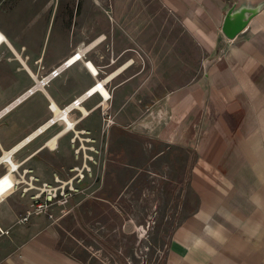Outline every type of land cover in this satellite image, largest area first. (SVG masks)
I'll list each match as a JSON object with an SVG mask.
<instances>
[{
    "label": "crops",
    "instance_id": "obj_1",
    "mask_svg": "<svg viewBox=\"0 0 264 264\" xmlns=\"http://www.w3.org/2000/svg\"><path fill=\"white\" fill-rule=\"evenodd\" d=\"M158 1L188 30L199 60L207 62L200 75L155 102L158 116L165 121L154 141L167 147L160 149L153 160H160L165 149L177 145L190 149L193 155L188 184L195 204L174 228L163 264H264V10L244 31L228 39L222 33L223 20L229 7L240 0ZM34 4L35 0H0V31L7 39V44L0 46V109L35 83L30 62L42 57L16 45L19 38L14 28L17 26L13 25L21 20L10 14L22 13ZM67 11L66 5L65 14ZM80 12L79 16L105 14L95 8L92 0H86ZM96 30L88 32L84 39L78 34L77 42L53 62L42 61L49 69L55 67L70 57L82 41L92 38ZM91 50H87V59L100 67L89 55ZM77 66L82 70L77 84L64 80V72L47 85L48 94L38 90L2 117L0 114V119L4 118L0 123V226L9 230L0 238V264H85L77 251L64 246L61 228L69 213L58 220L33 215L29 222L21 223L18 220L29 206V197L8 188L13 177L11 167L18 163L22 168H31L43 181H52L54 173L66 174L79 164L75 161L80 159L78 154L71 150L77 129H87L85 135L99 131L95 127L99 122L96 106L104 99L95 94L83 102L90 115L84 117L78 109L69 112L77 120L70 118L72 129L65 122V127L43 145L32 142L47 128L24 142L51 118L37 125L42 117L46 118V100L48 105L53 99L64 108L96 80L105 79L103 70L96 79L81 61L65 71ZM16 70L25 73L17 75ZM122 72L123 69L111 72V80ZM34 96L38 101L33 106L40 108L42 114L23 125L31 108L26 104ZM120 106H126L125 102L117 104ZM20 115L24 119L16 122ZM51 142L56 145L51 147Z\"/></svg>",
    "mask_w": 264,
    "mask_h": 264
},
{
    "label": "rangeland",
    "instance_id": "obj_2",
    "mask_svg": "<svg viewBox=\"0 0 264 264\" xmlns=\"http://www.w3.org/2000/svg\"><path fill=\"white\" fill-rule=\"evenodd\" d=\"M85 1L35 0L22 13H10L21 20L13 25L18 27H14L19 38L16 45L47 63L76 43L78 34L84 39L98 29L85 40L89 43L82 41L80 45L90 46L89 55L100 65L105 79L123 69L118 78L107 82L111 100L96 106L99 122L95 127L99 131L85 135L87 129L75 125L85 133H79L71 150L83 143L80 159L75 161L82 166L85 156H92L94 160L88 159V164L93 176L83 183L85 192L73 199V207L63 219L64 246L77 251L85 264H163L174 228L195 204L188 184L193 155L190 149L177 145L165 149L160 160H153L167 147L155 142L165 121L158 116L155 102L200 75L206 62L199 60L188 30L158 0H92L105 14L79 16ZM75 10L78 16H74ZM23 55L30 60L27 53ZM42 60L32 58L34 74L48 72ZM24 73L16 70L17 75ZM63 76L77 84L82 70L77 66ZM36 99L34 96L27 102L26 107L31 108L23 125L41 116L42 110L33 106ZM121 102L126 106L117 107ZM48 104L46 100V118L37 125L52 117ZM104 108L107 114H103ZM24 117L17 116L16 122ZM64 127L60 120L32 143L43 145ZM61 139L62 143L64 137Z\"/></svg>",
    "mask_w": 264,
    "mask_h": 264
},
{
    "label": "built area",
    "instance_id": "obj_3",
    "mask_svg": "<svg viewBox=\"0 0 264 264\" xmlns=\"http://www.w3.org/2000/svg\"><path fill=\"white\" fill-rule=\"evenodd\" d=\"M5 43L6 39H0V46ZM78 50L79 48H77V50L74 52V55H78ZM87 52V50H84L78 61L83 62L84 66H86L91 71L93 77L97 79V77H99L101 67L95 66L97 70H99L97 72L91 70L90 63H92V60L87 59ZM71 58L72 57L70 56L67 59L63 60L59 64L55 65V67L49 69L45 74H40V71L35 73L36 75H33L35 79L34 85H32V87L27 89V91L15 98L13 100V103H10L9 105L0 109V112L3 113L1 114V117L13 109L14 103H21L22 101L27 99L28 96L32 95L38 90H41L40 88H36L39 82H45L43 85H48L52 80L56 79V77L64 73L65 70L69 69L70 66L74 65L73 62L70 63ZM100 80L106 87L108 86L107 82H105L104 79ZM95 83V85H100V82L97 80ZM99 94H101V97L104 100H111V97L106 98L101 91H99ZM90 96L92 95L89 90H87L82 95V100L85 101L86 98ZM78 102V98H75L71 102V104H76ZM51 106L52 103H50L49 108H51ZM106 112L107 110H103V114H107ZM107 121L109 123H113V121L110 119ZM76 138L80 137H77L75 133L73 141H75ZM83 148L84 145L82 143L75 149L76 154H79ZM85 157L86 159L82 166H73V168L68 170L66 174L54 173L52 181L40 180V178L33 173V170L31 168H22L20 163L14 164V166H12L10 170V174H12L13 177L12 180H10V185L8 188L9 190H20L24 196L29 197V206L25 214L20 216V219L18 221L21 223L29 222L30 217L33 215H46L50 219L58 220L60 217L69 213L70 208L72 207L73 199L75 198V196L85 192L83 183L87 180L88 176H91L93 173L91 171V167L88 164V159L94 160V158L89 155H86ZM5 234H9V230L0 226V238H2V236Z\"/></svg>",
    "mask_w": 264,
    "mask_h": 264
},
{
    "label": "bare ground",
    "instance_id": "obj_4",
    "mask_svg": "<svg viewBox=\"0 0 264 264\" xmlns=\"http://www.w3.org/2000/svg\"><path fill=\"white\" fill-rule=\"evenodd\" d=\"M0 39H6L5 35L1 31H0ZM6 41H7V39H6ZM8 46L10 47L9 44H8ZM83 46H84L83 43L79 46V50H78L79 53H78V55H74L75 53H73V54L70 55L72 57L70 59L71 60L70 63L73 62V64H75L76 62H78L79 58L82 55V52H84V50H87V48L88 49L90 48V46L87 47V48H85V47L83 48ZM17 56L20 57L19 55H17ZM21 60L23 61L22 58H21ZM90 67H91V70H93L95 72L99 71V70H97V68L92 63H90ZM30 72L35 76L34 72H32V71H30ZM109 75L110 76L107 77V79H104L105 82H108L109 80L112 79V76H111L112 74H109ZM99 82H100V85H95L96 83H94L87 90H89V92L91 93L92 96L95 95V94H99V91H101L106 98H108V97H111L112 98L111 92L108 90V88L103 84V82L101 80ZM44 83L45 82H41V83L39 82L36 88H40L41 91L45 92V94L46 93L48 94V91H47V88H46L47 85H43ZM99 96H101V94H99ZM82 99H83L82 96H79L78 97V100H79L78 103H76V104L73 103V104L68 105V106H66L64 108H62L55 100L51 99L52 100V106H51V108H49V107L48 108L53 113V116L47 122H45L40 128L36 129V131H34L33 133H31L24 142H28V140H30V139H32L34 137H37L38 135H40V133H43V131L46 128L48 129V126H50V125L52 126V124H56L60 120H63L64 122H66L68 124V128L69 129H72L74 127V124L71 123V119H70L71 118V115L69 114V112L71 110H73L72 108L78 109L80 111V113L84 117L90 115L88 109L85 108V106L83 104L84 101ZM105 101H107V100H104L101 103H104ZM17 104H19V102ZM17 104L14 103L13 106H16ZM0 114H3V113L0 112ZM81 132L82 133H85V131H77V133H76L77 137H79V133H81ZM53 141H55V140H53ZM51 143H53V142H51ZM55 145L56 144L53 143V144H51V147H54Z\"/></svg>",
    "mask_w": 264,
    "mask_h": 264
},
{
    "label": "water",
    "instance_id": "obj_5",
    "mask_svg": "<svg viewBox=\"0 0 264 264\" xmlns=\"http://www.w3.org/2000/svg\"><path fill=\"white\" fill-rule=\"evenodd\" d=\"M229 8L223 20L222 33L228 39H233L264 10V0H240Z\"/></svg>",
    "mask_w": 264,
    "mask_h": 264
}]
</instances>
